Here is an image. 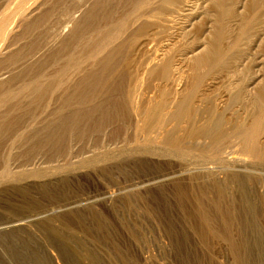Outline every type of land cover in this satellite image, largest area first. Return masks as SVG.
<instances>
[{
  "label": "rangeland",
  "instance_id": "1",
  "mask_svg": "<svg viewBox=\"0 0 264 264\" xmlns=\"http://www.w3.org/2000/svg\"><path fill=\"white\" fill-rule=\"evenodd\" d=\"M0 264H264V0H0Z\"/></svg>",
  "mask_w": 264,
  "mask_h": 264
},
{
  "label": "bare ground",
  "instance_id": "2",
  "mask_svg": "<svg viewBox=\"0 0 264 264\" xmlns=\"http://www.w3.org/2000/svg\"><path fill=\"white\" fill-rule=\"evenodd\" d=\"M205 50H200L193 54V57L191 58L192 61L195 62V65L198 67V65H208L215 63V60L212 59L211 53H209L207 56L204 54ZM183 64V63H182ZM167 64L165 63L164 66ZM152 72H155V68H151ZM234 99L239 100L241 98L240 93H237L234 97ZM189 100V99H188ZM186 105L182 104L178 107V116H181V114L186 113L185 111ZM152 117V116H151ZM173 114H168L166 117V120L173 118ZM155 118V116H154ZM148 118L147 122L151 121ZM156 119V118H155ZM204 124L199 126V131L210 138L212 141H214V144H217V140L223 141L226 138L229 139H237L240 140L244 144V151L249 154H256L258 152V147L256 144H254L257 140V134L259 131L262 130L263 126V120L260 118V116L253 117V121L250 125H246L245 123H237L232 124L229 120L230 130L227 131L228 135L225 134V127L226 122L224 120H221L220 122L214 121L210 117H204ZM146 122V124H147ZM153 123V122H152ZM148 126V125H147ZM221 151V149H219ZM220 151H218L217 156L219 155ZM234 153V152H232ZM229 153L228 155H230ZM216 156V157H217Z\"/></svg>",
  "mask_w": 264,
  "mask_h": 264
},
{
  "label": "crops",
  "instance_id": "3",
  "mask_svg": "<svg viewBox=\"0 0 264 264\" xmlns=\"http://www.w3.org/2000/svg\"><path fill=\"white\" fill-rule=\"evenodd\" d=\"M17 1V0H16Z\"/></svg>",
  "mask_w": 264,
  "mask_h": 264
}]
</instances>
